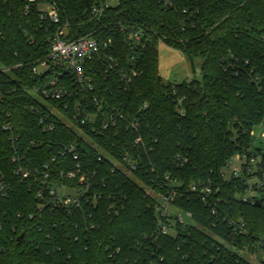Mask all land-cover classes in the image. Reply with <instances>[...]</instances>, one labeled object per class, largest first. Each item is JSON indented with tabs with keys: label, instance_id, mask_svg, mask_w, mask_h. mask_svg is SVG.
Wrapping results in <instances>:
<instances>
[{
	"label": "trees",
	"instance_id": "16d2710c",
	"mask_svg": "<svg viewBox=\"0 0 264 264\" xmlns=\"http://www.w3.org/2000/svg\"><path fill=\"white\" fill-rule=\"evenodd\" d=\"M54 1L73 37L111 39L121 69L138 66L140 75L127 85L121 71L106 79L95 72L96 90L86 97L97 124L107 113L123 119L100 134L85 126L101 151L94 149L57 117L47 119L55 111L68 118L74 103L65 109L48 100L46 107L34 92L40 81L33 65L47 56L51 36L39 6L0 0V264H254L240 252L264 249V200L244 201L250 186L225 175L240 153L259 156L264 175V148L248 151L251 133L264 124V0H169V7L165 0H119L102 20L90 12L100 0ZM131 25L152 42L130 47L120 28ZM159 43L202 60V79L165 85ZM125 120L139 121L142 145ZM72 145L79 161L65 153ZM101 152L125 170L99 161ZM77 164L76 180L61 177ZM82 175L89 188L69 210L51 191L86 190ZM199 184L219 189L216 215L193 193ZM170 188L192 223L164 237L155 195Z\"/></svg>",
	"mask_w": 264,
	"mask_h": 264
},
{
	"label": "built area",
	"instance_id": "2783aa9c",
	"mask_svg": "<svg viewBox=\"0 0 264 264\" xmlns=\"http://www.w3.org/2000/svg\"><path fill=\"white\" fill-rule=\"evenodd\" d=\"M28 9L30 6H39L40 19L47 23V31L50 32L49 51L43 60H39L33 65V73L38 77L40 85L34 89V92L45 99L55 102L64 103L65 109H69L70 103H74L76 113H69V117L60 115L59 113H49L47 119L57 117L64 125L75 131L81 136L85 142L90 144L94 149L100 150L97 145L88 137L85 126L90 125V130L93 133H103L106 130L118 126L120 120L123 119L121 114L107 113V116L101 123L97 124V114L90 112L91 102L87 97L96 90V82L94 78L95 72L101 73L103 78H110L113 74L121 71V75L126 84H130L133 79L140 75L138 66H131L129 68L121 69V65L117 57L112 52L113 41L111 39H100L94 33L87 34L78 38L70 34L71 26L68 22H63L62 12L59 8L58 2L54 0H23ZM119 0H100L98 4L92 7L91 14L98 20L107 17L108 10L116 7L113 4ZM167 7L172 6V2L165 0ZM89 12V13H90ZM128 29V30H127ZM121 31L127 32V43L132 48L146 47L148 43L152 42V36L142 28L131 25L121 26ZM93 102L98 103V98L94 97ZM101 109V105H98ZM101 114V113H98ZM127 128L137 134L135 141L136 145L143 144V138L140 136L139 121L125 120ZM41 124L45 125V131H53L54 125L49 124L42 118ZM5 130H11V127L5 126ZM253 137V145L248 151H255L258 148H264V124L258 130L251 133ZM258 143L260 146H258ZM101 151V150H100ZM65 153H71L74 161H79V156L76 152L75 145L68 147ZM62 154V156L65 155ZM112 161L119 169L125 170V166L116 162L112 157L99 153V161ZM260 157L253 156L248 153H240L230 159L228 171L225 175L227 182L245 181V185H249L248 194L243 197L244 201H248L254 197L264 200V175L258 176L262 173ZM132 169L137 168V164L131 162ZM81 166L77 164L76 172L61 173V177L68 180H76L78 174L81 173ZM28 173L23 174L28 177ZM48 177V175H46ZM87 178L82 175L79 178V183L86 186V190H74L71 188L62 187L53 189L51 194L56 197V201L69 207V210H75L82 204V199L85 197L89 184ZM255 182V183H253ZM171 189V188H170ZM65 190L67 193H62ZM219 189H215L210 184H199L192 186L193 193L197 194L202 202L209 207H212L213 214L216 215V205L220 203L217 198ZM69 191H75V195H71ZM149 193H153L148 190ZM176 192L171 189L166 194L155 195L157 202V225L159 234L161 236H175L178 232V226L187 225L185 219L176 212L184 213L192 220L190 213L177 209L174 206ZM240 233L246 234L245 225L240 224ZM263 243V242H262ZM244 257L250 256L249 260L260 261L264 260V249L252 250L251 248H244L240 252Z\"/></svg>",
	"mask_w": 264,
	"mask_h": 264
},
{
	"label": "rangeland",
	"instance_id": "374dc122",
	"mask_svg": "<svg viewBox=\"0 0 264 264\" xmlns=\"http://www.w3.org/2000/svg\"><path fill=\"white\" fill-rule=\"evenodd\" d=\"M118 2H115L113 5L116 6ZM157 49L159 51V60H160V75L165 85H180L184 82H191L193 80H201V62L202 60H194L193 62L185 56L181 51L171 48L170 46L159 43L157 45ZM38 100L46 107H49V103L38 97ZM258 146L259 143H258ZM255 183V182H253ZM62 193H67L63 190ZM71 195H75V191H69ZM178 215L182 216L187 224H191L192 220L188 218L184 213L177 211ZM244 257L249 260L248 256ZM254 264H262L260 261L252 260Z\"/></svg>",
	"mask_w": 264,
	"mask_h": 264
},
{
	"label": "water",
	"instance_id": "95a60500",
	"mask_svg": "<svg viewBox=\"0 0 264 264\" xmlns=\"http://www.w3.org/2000/svg\"><path fill=\"white\" fill-rule=\"evenodd\" d=\"M22 238V236L20 237V239Z\"/></svg>",
	"mask_w": 264,
	"mask_h": 264
}]
</instances>
